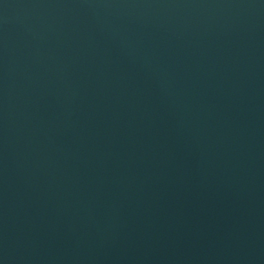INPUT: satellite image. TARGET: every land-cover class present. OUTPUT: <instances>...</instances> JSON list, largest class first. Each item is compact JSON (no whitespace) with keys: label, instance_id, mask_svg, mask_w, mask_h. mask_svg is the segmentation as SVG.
<instances>
[{"label":"water","instance_id":"obj_1","mask_svg":"<svg viewBox=\"0 0 264 264\" xmlns=\"http://www.w3.org/2000/svg\"><path fill=\"white\" fill-rule=\"evenodd\" d=\"M0 264H264V0H0Z\"/></svg>","mask_w":264,"mask_h":264}]
</instances>
